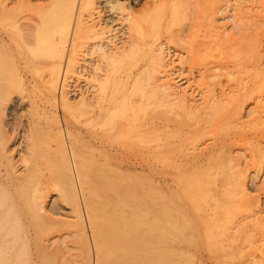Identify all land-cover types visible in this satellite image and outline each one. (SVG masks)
<instances>
[{
	"label": "bare ground",
	"instance_id": "1",
	"mask_svg": "<svg viewBox=\"0 0 264 264\" xmlns=\"http://www.w3.org/2000/svg\"><path fill=\"white\" fill-rule=\"evenodd\" d=\"M241 1L242 0H233L234 5L237 6L234 7L236 17H240L242 20L246 19V16L247 18L248 16L250 17V12H244V9H247L248 7H242L241 3H244V1ZM104 2V4L108 5L107 8L109 12L117 13L119 17L118 21L121 20L122 23H125V27L123 28L126 29L125 39L120 40L121 38H117L116 40H113L115 38V35H113L114 37L111 35L113 31L110 30L111 28H108L107 22L104 21L106 20V17L103 18V16H101L103 15V13L101 14V11L103 10H98L100 6V2L98 0H42L39 4L35 5L32 4L31 0H26L25 2H17L14 7L9 9L6 7L4 0H0V56L1 54H4L6 52V54H9L13 57V78L18 84L22 83L23 75L20 72L21 68L30 67L32 70H46L47 75L44 78V83L42 84L44 85L45 90H47L53 96L51 98L53 99L54 106L57 101L63 100L64 107L67 108L71 114H74L75 112L84 114L85 117L88 118L85 125L90 127L96 126L99 128L103 125L105 126L108 123H112L113 120L117 118V120H121L122 123L118 126V128H112V132L115 134L114 136L121 133H123V135H126L131 131L134 132L133 129H135L136 126L134 127V125L136 123L134 124L133 122L136 114H138L137 112H145L147 108H150V102H152V106L159 108L158 110H163H156L154 112V115L152 117L150 116V118L144 123L143 126L145 128L146 126H149L147 128L149 129L151 134L156 135L157 133L163 132L164 130L172 131L174 130V128H181V126H187L189 127V129H191L185 134H182L183 131H178L177 135H179V137H177L180 138V140L177 143L167 144L164 146L166 147V149H156L152 152L160 157L164 152H166V150L168 152L177 150L180 161H185L186 163L193 161L200 164L214 162L215 159H220V156H222L221 158L226 160V165H228L229 167V172L226 173L227 175L224 178V184L226 183V185H223V187L221 186V189H218V191L220 190L219 192L222 193L221 198L225 199L226 201H232L236 198H241L242 200L244 198L247 203L253 204L251 201V196L248 195V193L246 192L247 190H245L246 187H244L247 180L245 179L247 169H239V167H241V161L238 163L239 158L237 159L236 157H231L230 155H228V148L231 144H235L239 141H246V143L250 142L254 152L250 160L253 161V164H256L258 159H262L261 150L264 149V134L257 135L256 133H254L251 136V128L249 129V131H247L245 129L246 127H243L247 123L245 125L244 123L242 124V122H240V125L238 124L239 120L244 119V117L247 116L243 115V111L245 110L244 105L246 102H248V100H252L254 103L251 112L249 110V115L252 116L251 120L254 121L255 124H260L264 121V85H262L263 83L258 79L259 74L257 76H253L248 81H246L245 78L233 77L230 81H228V84L229 82L232 84L228 88L226 87L227 90L223 89L220 91L221 93L217 95L216 93H214V90L211 89V86L213 85L207 83L209 80L211 81V79L216 78L217 75L212 74V71L209 68L210 66L208 68H206L205 66V70L203 75L201 76L200 83L202 82L201 84L204 85L206 89L204 95L201 93L203 95L201 102H198L196 104V100L194 101V96L190 97L189 95H187V89L189 86L186 87V89L183 91L179 90V93L175 90L176 85L173 83V75L170 76L169 74H167L170 72V70H168V67L171 63H169L166 59L167 55L169 56V50H167L168 53L166 52L165 54V48L163 47V43H161L160 41L163 34H165L169 39L173 38V35L177 30V32H179L178 34L181 33L178 39L183 41L184 44L188 47L187 49H189L190 51V57H195V55L193 56V54L201 45L200 47L204 46L203 48L204 50H206L203 53V56L206 55V52L216 49V51L219 50V54L220 52H222L221 55L224 56L223 58L228 57V61H230L229 51L232 49L231 45L244 47L246 41L233 43V37L230 34H227V31L223 29L222 26L215 25V16L219 12L215 13L214 8L215 6L218 7L219 5L222 6L223 4L225 8L223 10H221V8L219 9L222 14L226 12L225 9L228 4L232 2V0H146L145 3L140 5V10L135 9V5H130L131 1L129 2V4L128 0L126 1V4L125 0H105ZM261 4H264V1L263 3L261 2ZM260 10L261 12H263L262 9ZM254 15L252 18L256 17V15L255 17ZM184 20L190 21L187 28L188 31L186 29H182V23ZM262 20L264 22V19ZM262 20L260 21V23L262 22ZM2 23H5L6 27H3ZM259 25L261 26V24ZM203 26L205 27L204 31L206 32V35L203 38L205 41H200V44H198L199 46H197L196 37L198 36V32L200 31L199 29ZM8 28H10L12 32L11 30H8ZM7 38H10V40ZM199 39H201V37ZM192 43L195 44V47L197 48L193 49L194 46ZM207 49L209 50L207 51ZM254 54L255 55H253V57L251 56V58L257 60L258 56L256 55V53ZM218 57L221 59L220 55ZM180 64L182 63L180 62ZM212 69L214 71L215 68ZM230 74H228L229 79L230 76H232ZM72 78H82L84 83L89 86L88 91L79 92V100L76 104L70 103L69 101L71 100L68 98V95L73 92L71 90L68 92V89H71L72 86V84L68 85V82H71L70 79ZM190 80L188 79V81ZM79 81L81 80H78V82ZM1 89L3 90V88ZM4 92L5 93L0 94V110L1 105L3 104L2 102L4 97H9L10 94L13 93H9V91ZM88 93H90V95L86 96V94ZM57 96L59 97V99H56ZM135 97L138 100H136ZM165 115H173V118L170 119L169 117V119H167L168 117L165 118ZM161 117H163L162 119L165 122L160 119ZM216 117L221 118L223 123H225L226 125L229 124L232 126L233 131L227 133L228 137H225V139L223 140H219L218 143L212 144L211 146H209V148H205L202 151L193 153L188 156H183V154H181L182 151L179 149L184 147H178L181 145L182 139L188 138L190 135L207 128L213 123V121L216 120ZM117 122L118 123H116V125L120 124L119 121ZM248 122L250 123V120ZM53 123L54 126L52 129L55 131V133H53L56 142V177L54 178L55 180L51 181H56L54 183H48L50 179L49 177H51V175H49L48 178H45L43 171L35 165H31L28 167L26 166L27 168L25 169V172L23 174L18 173L17 161H14L15 158H12L11 154L13 153L12 151L14 148L9 147L8 149H5L6 145L8 144V142H6L5 140L8 139V136L4 131V127L0 123V264H188L187 262L182 260V256L180 255L178 248L173 243L174 240L167 238V235H169L168 232L173 229L166 228L165 225L162 224H156L157 221H159V223L163 222L165 224L169 222L167 218L170 219V217H168L165 213V211L169 209L160 212L153 207L150 208V210H148L150 220L146 219L147 217H144V219L141 220L140 223V226L144 227H142L144 229L143 235L139 237L138 240H128L123 237V235L125 234V232L123 233V230H125L126 228L119 230L117 227V223L123 224V221L130 219V216H127L125 211H121V213H118L116 211L115 200L112 201V207H110V203L104 206L103 204H101V202L95 200V194L94 197H92L93 187H89L90 184L86 181V176L88 174L86 175L83 169L85 166L84 162L86 163L87 159L83 158L82 156L81 159H83L84 162H77L76 159L78 155L76 154V152H74L75 150H72V148L68 146V141L71 138V134L68 133L64 128H62L59 125L58 121L54 120ZM213 125L215 126V124ZM219 125L220 122L217 124V126ZM251 125L254 126L253 124ZM221 126L223 125L221 124L220 127ZM50 128H47V130H49ZM216 131L218 133V129ZM220 133L221 132H219V134ZM231 134L233 136H230ZM170 135L172 134L170 133L169 136ZM214 136L216 135L214 134ZM140 137H142V135H140ZM171 137L172 136H170L169 138L171 139ZM193 137L196 138L195 136ZM198 138H196L195 140H197ZM212 138L213 137H211V139ZM133 139L134 137L132 138V140ZM138 139L140 140L141 138ZM193 139L192 141L195 142ZM199 140L200 139H198L197 142H199ZM150 141H152L153 143V140ZM145 143L148 144V142ZM196 146L193 147L196 148ZM190 148L191 146L189 147V149ZM231 148H233V146ZM85 151H87L86 147ZM243 152V154H245L244 149ZM103 153L104 154L101 155L99 160L109 168L108 170H110V173L111 171L114 172L115 170H113L111 167V161L112 159L118 157H116L114 154V158H112V152L105 151ZM226 153L227 155H225ZM91 159L93 161H97L93 157H91ZM21 160L22 162H27L28 165L29 159H27V157L22 158ZM88 164H90V162ZM223 165H225V162ZM259 165H261V163ZM225 166L223 167L226 168L227 166ZM49 171L50 174L51 170ZM195 171L197 170L195 169ZM116 173L117 172L115 171L114 174ZM39 174H42V176L38 177ZM102 174H100L101 179L98 177H94L95 184H97L96 179H99V181L102 179L104 180ZM161 174H163V172ZM107 179L108 178H106V180ZM197 179H195V181ZM154 180L155 179H153V182ZM166 181H168V178L164 177V182L166 183ZM229 181L231 183L233 182V185L230 184ZM112 184L113 183H111V185L109 186L111 187V189L115 190L116 184ZM227 184H229L230 186L232 185L231 187L233 189L229 187L227 188ZM124 186L126 187L125 184ZM157 186L158 185H156V187ZM50 187L59 192V198L61 199L62 203L72 207V212L76 217V221L74 223L56 221L57 219L55 220L54 217L48 214V212L44 208V203L46 198L45 193L49 190ZM103 188H105V186ZM131 188H133V186ZM166 188L168 191H170V193L173 192L171 190V187L168 186ZM130 190L131 189H129V191ZM156 190L157 189L154 188V191ZM126 191L129 192L128 189H126ZM137 194L135 196L132 193L135 198H137ZM206 194L208 195V192H206ZM107 196L109 195L107 194ZM129 197H131V194H129ZM113 198L116 199V197ZM125 203L126 201H124L123 199L117 204L120 205L123 209L125 208ZM131 204L133 206V203ZM145 204L146 203L142 205L145 207ZM150 204L151 206L155 204L154 199ZM224 205L226 206V210L224 208L221 209V213L223 211H226V214L222 213L225 216L227 215V212H229V210L231 211V208L229 209L227 208L226 204ZM234 205L236 206V203ZM159 207L161 206H158V208ZM255 207L256 209H258L257 206ZM241 209L242 206L241 208H239V210ZM137 210H139V208ZM144 212L142 214H146V212ZM258 213L259 212H255V216ZM138 214L139 211L136 215H134V218L136 220L137 218L141 219V216H138ZM178 214L180 215L181 213ZM230 214L232 215L234 213L232 212ZM159 215H162V217L160 218ZM181 215L179 216L180 218ZM132 216L133 212L131 214V217ZM171 216L175 220L178 215H176V217H174V215ZM255 216H253V218H256ZM227 217L228 216H226L225 219L221 220V222L225 220L222 225H226L228 227V225L231 223L230 221L232 220V218L228 221L230 223L227 222L226 224L225 222L227 221ZM134 218H131L130 220H133ZM181 219H183V217ZM246 219L247 218L243 219V222ZM248 219L250 218L248 217ZM219 220L218 225L220 224V226H222ZM179 223L182 222L179 221ZM205 223H207V221ZM215 223L216 222H212V225L216 226ZM133 224H136V222ZM250 224L252 223L250 222ZM56 225H60L61 227L59 226L60 228L57 229L55 228ZM174 225H176V223H174ZM186 226L187 225H185V227ZM252 227V230L248 231L245 234L247 240L246 243L249 242V244H251L250 241L256 237L264 240V225L260 226V224L257 223ZM139 228L141 229V227ZM239 228L241 227L239 226ZM221 230L223 231L219 235L217 230H215L217 239L221 236L224 243L227 242L228 245L222 246L221 244H217V246H219L221 251H227L228 248L233 247L234 249H237L238 252L240 247L239 240L234 236L229 235L228 237V231L225 230V228H221ZM236 230L239 231L238 229ZM189 231L191 232L192 229H190ZM60 232H65L67 237L69 236L73 239L70 240V244L73 243L80 248V251L78 253L73 250L75 254H68V252L65 251L66 248L64 249L61 245L55 244L57 241L51 243L50 246H47L45 244V242L49 241V237L52 236V234H59ZM183 232H185V230ZM208 232L210 231L208 230ZM234 232L236 233V231ZM191 235H193V233ZM219 239L220 241L222 240L221 238ZM242 239L244 240V238ZM215 242L218 243L216 240ZM70 252H72V250ZM242 256H244V251L239 250L237 255L231 257H233V259L235 260L236 258L238 259ZM226 257L230 258V256ZM220 261L221 260H219V262ZM224 261L227 260L225 259ZM241 264H246L244 259L242 260Z\"/></svg>",
	"mask_w": 264,
	"mask_h": 264
},
{
	"label": "rangeland",
	"instance_id": "2",
	"mask_svg": "<svg viewBox=\"0 0 264 264\" xmlns=\"http://www.w3.org/2000/svg\"><path fill=\"white\" fill-rule=\"evenodd\" d=\"M19 1L25 2L26 0H4L5 5L8 9L14 7L16 5V3ZM31 1H32V4L35 5V4H39L40 1H42V0H39V1L38 0H31ZM98 1L100 2V6H99L98 10H100V11L103 10V11H101V14L103 13V15H101V16H103V18L106 17L105 18L106 20H104V21L107 22L108 28L109 29L111 28L110 30L113 31V33H111V35L112 36L115 35V38L113 40H116L117 38L118 39L121 38L120 40L125 39L126 38L125 37L126 29H123L125 27L124 26L125 23H122L121 20L118 21L119 17H118L117 13L109 12V10L107 8L108 5L104 4L105 0H98ZM119 1H124V0H119ZM126 1L127 0H125V4L127 3ZM145 1L146 0H128V3L130 2L131 3V4L129 3L130 5H135V7L134 6L133 7L137 10H140L141 9L140 5L145 3ZM243 1H244V3H241V6L244 8L248 7L247 9H244L245 10L244 12H247V13L250 12V17L248 16V18H247V16L244 15V16H246V19H242V20L240 17L239 18L236 17V12L234 11V7H237V6L234 5L233 0L230 4H228V6L229 5L230 6L226 7V9H225L226 12H224L222 14H221L219 9L221 8V10H223L225 8V6L223 4H222V6L219 5L218 7L215 6V8H214L215 13L219 12L215 16V18H216L215 25L222 26L223 29H225L227 31V34H230L233 37V40H234L233 43L246 41L245 42L246 46L244 44V47H237L235 45H231L232 49L229 51L230 61H228V57L223 58L224 56L221 55L222 52H220V54H219V52H218L219 50L216 51V49L210 50L209 52H211V53L206 52V55H204L205 57L203 56V53L206 50H204V48H203L204 46L200 47L201 45L199 46L198 44H200V41H205L203 39L204 36L206 35V32L204 31V28H205L204 26L199 29L200 31L198 32V36L196 37L197 46H199V47H198V50L196 49L197 51H195L193 54V56L195 55V57H190V54H189L190 51H189V49H187L188 47L184 44L183 41L178 39V37H179V35H181V33L178 34L179 32H177V30L174 33L173 38L169 39L165 34H163L161 36L160 41H161V43H163V47L165 48V54H166V52L168 53L167 50H169V53H168L169 56L167 55L166 59L169 63L171 62L172 64L170 63V65L168 67V70H170V72L167 74H169L170 76L173 75L172 76V78H174L173 83L176 85L175 90L178 91V93H179V90L183 91L186 89V87L189 86L188 89H190V88L191 89L190 90L187 89V95H189L190 97L194 96V101L196 100V104L198 102H201L202 96L204 95L205 89H206V87L201 84L202 82L200 83L201 76L203 75L204 70H205V66H206V68H208L210 66L209 68L211 69L212 74L218 76V77L216 76V78H214V79H211V81L209 80L207 82V83L213 85V86H211V89L214 90V93H216L217 95L221 93L220 92L221 90H223V89L227 90V88L232 84L230 82L228 84V81H230L231 78H233V77L245 78L246 81H248L253 76H257L259 74L260 76L258 75V79L263 83L262 85H264V31H263L264 30V25H263L264 22L262 20V19H264V15H263L264 14V4H261V2L263 3L264 0H242L241 2H243ZM101 5L104 9L101 7ZM260 6H261V8H260ZM260 9H262L263 12H261ZM259 12H260V14H259ZM254 14L256 15V17ZM253 15L255 18H252ZM107 18L110 20H108ZM258 18L259 19L262 18V19H260V21L262 20L261 23H260ZM109 23H111V24H109ZM189 23H190V21L184 20L182 23V29L187 30ZM259 24H261V26ZM2 25L4 27L6 24L2 23ZM258 26H259V28H258ZM8 30H11V29L8 28ZM11 32H12V30H11ZM204 32H205V34H204ZM201 34H203V35H201ZM200 37H201V39H199ZM7 39L10 40V38H7ZM193 46H194L193 49L197 48V47H195L196 46L195 44H193ZM252 46H253V48H252ZM208 50L209 49H207V51ZM253 52L256 53V55L258 56L257 60L254 58H251V56L253 57V55H255ZM208 55H210V56H208ZM219 55H220L222 60L218 57ZM7 56H8V58H7ZM209 57H211V58H209ZM13 60H14L13 57L10 56L9 54H6V52L4 54H1V56H0V62H2V63H0V89L3 88V90L2 89L0 90V94L5 93L4 91H7V92L9 91V93L13 92L12 94H10L9 97H4V99H3V102H2L3 104L1 105V110H0V123L4 127V131L7 133V136H8V139L5 141L8 142L9 145L7 144L5 149H8L9 147L14 148L12 151L13 153H11V154H12V158H15L14 161H17L18 173L23 174L25 172V169L28 166L35 165L36 167H38L40 170L43 171L45 178H48L49 175H51V177H49L50 179H49L48 183L49 182H51V183L56 182V181L52 182L53 180H55L54 178L56 177L55 176L56 175V172H55L56 171L55 170L56 169V160H55L56 159V157H55L56 142L54 139L55 131L52 129L54 126L53 122H54V120H56V121H58L59 125L62 128H64L68 133L71 134V138L68 141L69 142L68 146L70 148H72V150H75L74 152H76V154L78 155V157L76 159L77 162L81 163L83 161V159H81L82 156H83V158L87 159L86 163L83 161L85 164L83 169H84L86 175L88 174L86 176V181L89 182V184H90L89 187L90 188L93 187L92 188V194H93L92 197H94V194H95L96 195L94 197L95 200L101 202V204H103L104 206L106 204L108 205V203H110V207H112L111 206L112 201L115 200L116 201V211L118 213H121V211H125L127 216H130L129 217L130 219L134 218V215H136L139 211L140 215L138 214V216H141L140 217L141 219L137 218V220H136L134 218L133 219L134 221L128 219L129 221L128 220L123 221L124 222L123 224L117 223V227L119 230L126 228L125 230H123V233L125 232L123 237H125L128 240H138L139 237H141L143 235V233H144L143 228L144 227L140 226V223H141V220L144 219V217H147L146 219L150 220L149 213H148L149 212L148 210H150V208L153 207L154 209H156L157 211H160V212H162L163 210L165 211L166 209H169V210L165 211L166 215L168 217H170V219L167 218V220L169 221V222L166 221L167 225L163 222L159 223V221H157L156 224H158V225L162 224V225H165L166 228L173 229V230H170V232H168L169 235H167V238L174 240L173 243L178 248V251H179L180 255L182 256L181 257L182 260L187 262L188 264H191V263L192 264H196V263L197 264L198 263H200V264H233L234 263L235 264L237 262H238L237 264H241L243 259L245 260L246 264H252V263L253 264H262V261L264 264V260H263L264 259V240L256 237V238H253L250 241L251 244H249V242L246 243L247 240H246V236H245V234L248 231L252 230L253 225H255L257 223L260 224V226L264 225V220H263L264 219L263 218L264 217V149H262L263 151L261 150L262 159H258V161L256 162V164H257L256 165V164H253L252 160H250L251 156H253V154H254L253 148H252V145L250 142L246 143V141H239V142H236L235 144L230 145V147L228 148V155H230L231 157H236L237 159L239 158L238 163L241 161L240 162L241 167H239V169H243V170L247 169L246 170L247 174L245 173L246 174L245 179H247V180H246V184L244 187H246L245 190H247L246 192L248 193V195L251 196V198H252L251 201L253 204L247 203L244 198H243L244 201H243V199L241 200V198H238L239 200L236 198V199H233L232 201H230V200L226 201L225 199L221 198L222 193L219 192L220 190L218 191L219 188L221 189L223 187V185H226V183L224 184V178L227 175L226 173L229 172V167H228V165H226V160L221 158L222 156H220L221 160L219 158L217 160L215 159L214 160L215 163L210 162V163L200 164V163L192 161L194 163L193 164L192 162L186 163L185 161H183V162L180 161L179 154L177 153V150L172 151V152H168L166 150V152H164L163 155L160 157L152 152L153 150H156V149H160V150H163L164 148L166 149V147H164V146L167 144L177 143L180 140V138H178L179 135H177L178 131H183L182 134H185L187 131L191 130L187 126H181V128H179V129L174 128L175 131L172 130L173 132L168 131V130H164L163 132H159L156 135L151 134V132L147 128L149 126H146V128H145L143 125L146 122V120H148L150 118V116L152 117L154 115V112L156 110L161 111L163 109L158 110L159 108L152 106L153 103L150 102L151 103L150 108H147L145 112L144 111H142V112L138 111L137 112L138 114H136V117H135L134 122H133L134 124L136 123L134 125V127L136 126L135 129H133L134 132L131 131L130 133H128L129 135L128 134L123 135V133H121V134L114 136L115 134L112 132V128H114V127L118 128V126L121 125V123H122L121 120H119V119L117 120V118H115L112 123H108L105 126L103 125L102 127H99V128L96 126L90 127V126L85 125L88 118H86L84 114L79 113V112H75L74 114H71L70 111L64 107L63 100H59L55 103V106L53 105V99L51 98L53 96L47 90H45V87L42 84V83H44V78L47 75L46 70H44V71L32 70L30 67L21 68L20 72L23 75V79H22V83L18 84L12 76ZM180 62L182 64H180ZM224 65H226V66H224ZM211 67L215 68L214 71ZM171 72L174 74H172ZM228 74L232 75V76H230V79L228 78L229 77ZM190 76H192V77H190ZM187 78L189 80L191 78V80L188 81ZM72 79H70L71 82H68V85L72 84L71 89L69 88L68 92L70 90L73 92H71V94L68 95V98L72 101V102L69 101L70 103L76 104L79 100V96H78L79 92L88 91L89 86H87L84 83L82 78L73 79V80ZM78 80H81V81L78 82ZM3 81H4V83H3ZM9 81H11V82H9ZM35 92H36V94H35ZM188 92H189V94H188ZM88 95H90V93L86 94V96H88ZM58 96L56 97V99H59ZM136 97H135V99L138 100L137 99L138 97L137 98ZM5 98H7V99H5ZM253 104L254 103L252 100H248V102L245 103V105H244L245 110L243 109L244 110L243 115L244 116L247 115V116H245L246 118L244 117V119H241L238 121L239 125L241 124L240 122H242V124L244 123V125L247 123L243 127L244 128L246 127L245 129L247 131H249V129L251 128V130H252L251 136L254 133H256L257 135L264 134V121L260 124L259 123L255 124V122L251 120L252 116L249 115V113L252 110ZM153 107L155 110L153 109ZM30 108H31V110H30ZM41 108H43V109H41ZM40 110H41V112L42 111L43 112L41 113ZM249 110H250V112H249ZM137 115H139V116H137ZM140 115H141V117H140ZM252 115H254V114H252ZM169 117H170V119H172L173 115L172 116H170V115L166 116L165 118L169 119ZM162 118L163 117H161L160 119H162ZM249 120H250V123L248 122ZM117 121H119L120 124L116 125V123H118ZM197 122H198V120H197ZM219 122H220V125L221 124L223 125V126H221L222 128L220 127V125L217 126V124ZM213 124H215L216 127ZM251 124H253L254 126H252ZM211 125L213 128L211 127ZM211 125L208 126L210 129L212 128L211 130L207 127V128H205V129H203V130H201L195 134L190 135L188 138H183V139L181 138L182 142H181V145L178 147H182V146L184 147V148L179 149L183 152V153L181 152V154H183V156H188V155H191L193 153H197L199 151H202L205 148H209V146H211L212 144L218 143L219 140H223V139H225V137L227 138L228 137L227 133L233 131L232 126L229 124L226 125L225 123H223V121L219 117H216V120L213 121V123ZM214 127L216 128V130L218 129V133ZM47 128H50V129L47 130ZM205 131H207V132H205ZM222 131H223V133H222ZM219 132H221L220 133L221 135L219 134ZM170 133L172 134L170 136L173 137V138L171 137V139L169 138ZM214 134L217 137L214 136ZM140 135H142V137H140ZM206 135H207V137H206ZM193 136H195L196 138L199 137L198 138V139H200L199 142H197L198 139L195 140L196 138H194ZM209 136L213 137L212 138L213 140ZM230 136H233V135L231 134ZM251 136H249V137H251ZM133 137H134V139L132 140ZM137 137L141 138V139L139 140ZM142 139H144V140H142ZM192 139L196 143L193 142ZM150 140H153V143ZM145 142H148V144ZM117 143H119V144H117ZM145 144H147V145H145ZM135 145H137V146H135ZM131 146H133V147H131ZM190 146H191V148L189 149ZM193 146H196V148ZM232 146H233V148H231ZM85 147H86V150L88 152L85 151ZM88 148H91V149H88ZM153 148H155V149H153ZM98 149H100V150H98ZM243 149L245 151V154H243L244 153ZM105 151L112 152L113 153L112 158H114V154L116 157H118V158H114L115 160L112 159V161H111V163H112L111 167L113 170H115L117 172L116 173L117 175L114 174L115 171L114 172L111 171V173H110V170H108L109 168L102 161L99 160V158L101 157V155L104 154L103 152H105ZM154 155H156V156H154ZM225 155H227V153ZM25 156L27 157V159H29L28 165H27V162L25 163V162H22V160H21L22 158H26ZM91 157H93L97 161H93L91 159ZM35 158H37V159H35ZM34 159H35V163H34ZM89 162H90V164H88ZM224 162H225V165L227 167L225 165H223ZM217 163H219V164H217ZM258 163L259 164L261 163V165H259ZM195 164H196V166H195ZM212 166H214L216 168H214ZM220 166H222V167H220ZM223 166H225L226 168H224ZM217 167H218V169H217ZM219 168H221V169H219ZM227 168H228V170H227ZM195 169L197 171H195ZM49 170H51L50 174H49V172H50ZM199 171H201V172H199ZM160 172L161 173L163 172V174H161ZM52 173H53V175H52ZM105 173L108 175H106ZM42 174H39L38 177H41ZM100 174H102V177L104 178V180L102 179L99 181V179H96L97 184H95L94 177H98L101 179ZM104 176H106V177H104ZM117 176L119 179L117 178ZM111 177H112V179L114 177L115 178L112 180ZM164 177L168 178V181H166V183L164 182ZM106 178H108V179L106 180ZM153 179H155L154 182L156 184L153 182ZM195 179L198 180V183H197V180L195 181ZM157 180L159 183L157 182ZM98 182H99V184H98ZM122 182H123V184H122ZM111 183H113L112 185L116 184L115 190L111 189V187L109 186V185H111ZM124 184L126 185V187L124 186ZM230 184L233 185V182L232 183L230 182ZM156 185H158V186L156 187ZM228 185L229 184H227V188L228 187L232 188L231 187L232 185L231 186L230 185L228 186ZM99 186H100V188H99ZM104 186H105V188H103ZM132 186H133V188H131ZM168 186L172 188L171 189L173 191L172 193H170V191L167 190L166 187H168ZM160 187H162V188H160ZM95 188H97L99 190H97ZM154 188L157 189L156 190L157 193H156V191H154ZM126 189H128V191H129V189H131V190L129 192H127ZM132 189H133V191H132ZM136 191L137 192L139 191L138 194ZM206 192H208V195L206 194ZM132 193L135 196L137 194V198H135V196L132 195ZM220 193H221V195H220ZM107 194L110 197L107 196ZM129 194H131V197H129ZM139 195H140V197H139ZM45 197L46 198H45L44 208L46 209V211L48 212L49 215L54 217L55 220L57 219L56 221H62V222H66V223L67 222L74 223L76 221L75 220L76 219L75 214L72 212V207L61 202V199L59 198V192L57 190L50 187L49 190L45 193ZM113 197H116V199ZM117 197H118V199H117ZM107 198H109V199H107ZM123 199H124V201H126V203L124 205L125 208L122 209L121 206L118 205L117 203H119ZM129 199H131V200H129ZM153 199H154L155 204L153 206H151L150 203L153 201ZM105 200H106V202H105ZM138 200H139V202H138ZM199 200H201V201H199ZM131 203H133V206ZM140 203H141V205H140ZM144 203H146L147 205L149 204V205L147 206L145 204V207H144L142 205ZM227 203L230 205H228ZM235 203H236V206L234 205ZM224 204L227 205V208H229V209L231 208V211L229 209H227V210H229L230 213L233 212L234 214L231 215L229 212H227V215L224 216V214H226V211L222 212L224 214L221 213V209L226 208V206ZM146 206L148 207V209ZM158 206H161V207L158 208ZM221 206H223V207H221ZM229 206H231V207H229ZM232 206H234V207H232ZM241 206H242V209L239 210V208H241ZM255 206H257L258 209H256ZM134 207H135V209H134ZM141 207H142V210H141ZM168 207H170L171 210H173V211H171L170 208H168ZM253 207H255V208H253ZM136 208L137 209L139 208V210H137ZM250 210H251V212L254 213V215H253V213L250 212ZM141 211H143V212L145 211L146 214H142L143 212H141ZM254 211L256 213L259 212L258 213L259 215L257 214L258 216L257 215L255 216ZM132 212H133V216L131 217ZM172 212H173V214H172ZM147 213H148V215H147ZM174 213H176V214H174ZM178 213L182 214V215L181 214L180 215H181V218L183 217V219H181L179 217L180 215ZM170 214L174 215V217H176V215H178V216L174 220V218ZM159 216H160V218L162 217V215H159ZM226 216H228L226 219L227 221L225 222L226 224L232 218V220L230 221L231 223L228 222V223H230L228 225V227L226 225L225 226L222 225L225 220L221 222V220L225 219ZM229 216H231V217H229ZM239 216H240V218H239ZM253 216H255L256 218H253ZM244 217L247 219L244 220V222H243V219H245ZM248 217L250 219H248ZM138 220H140V221H138ZM178 220L182 223H179ZM218 220H219V222H221L222 226H220V224L218 225ZM233 220H235V221H233ZM206 221H207V223H205ZM239 221L240 222L242 221L241 222L242 225ZM129 222H131V223H129ZM135 222H136V224H133ZM212 222H216L215 223L216 226H213L214 223L212 225ZM250 222L252 224H250ZM174 223H176V225H174ZM243 223H246V224H243ZM136 225H138V226H136ZM185 225H187V226L185 227ZM59 226L60 225H56L55 228L58 229L61 227V226L60 227ZM219 226L223 229L225 228V230L228 231V234H227L228 237H229V235L234 236L235 238H237L239 240V245H240L239 250L244 251V256H242L243 258L242 257L238 258V259L236 258L234 260L233 257H231L234 255H237V253L239 252V250L237 252V249H234L233 247L228 248L227 251L224 249H223L224 251H221L219 246H217V244L218 245L221 244L222 246L228 245L227 242H225L226 244L224 243L223 238L221 236L220 237L218 236L219 238L222 239L221 241L219 238L217 239V234H216L215 230H217L218 235L223 231V230H221V228ZM234 226H236V227H234ZM239 226L241 228H239ZM139 227H141V229ZM184 227L187 229H185ZM231 227L233 228V230ZM190 229H192L193 232L192 231L190 232L189 231ZM236 229H238L239 231H237ZM184 230H185V232H183ZM208 230L210 232H208ZM234 231H236V233ZM192 233H193V235H191ZM182 234L184 237L182 236ZM185 234H186V236H185ZM241 237L244 238V240ZM182 239H183V241H182ZM214 239L218 243H216ZM70 240H73V239L69 236L67 237L65 232H60L59 234H52V236L49 237V241L45 242V244L47 246H50L51 243L57 241L55 244L61 245L64 249L66 248L65 251H67L68 254H75L74 251L76 253H78L80 251L79 250L80 248L77 247V245H75L73 243L70 244ZM255 240H256V243H255ZM63 242H65V243H63ZM221 242H223V243H221ZM243 242H245V243H243ZM71 246H73V247H71ZM232 249H234V250H232ZM71 250H72V252H70ZM183 253H184V255H183ZM225 254H226V256H230V258L226 257ZM245 255H247V256H245ZM260 256H261V258H260ZM259 258H260V260L261 259L262 260L260 261ZM225 259L227 261H224ZM219 260H221V261L219 262ZM253 260H254V262H253Z\"/></svg>",
	"mask_w": 264,
	"mask_h": 264
}]
</instances>
